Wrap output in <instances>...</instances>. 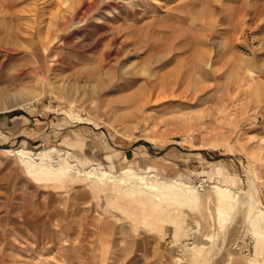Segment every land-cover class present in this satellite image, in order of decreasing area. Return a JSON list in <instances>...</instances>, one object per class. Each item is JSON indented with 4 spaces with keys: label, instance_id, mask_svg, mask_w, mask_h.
<instances>
[{
    "label": "rangeland",
    "instance_id": "374dc122",
    "mask_svg": "<svg viewBox=\"0 0 264 264\" xmlns=\"http://www.w3.org/2000/svg\"><path fill=\"white\" fill-rule=\"evenodd\" d=\"M80 1L0 0V264H264V0Z\"/></svg>",
    "mask_w": 264,
    "mask_h": 264
},
{
    "label": "bare ground",
    "instance_id": "6f19581e",
    "mask_svg": "<svg viewBox=\"0 0 264 264\" xmlns=\"http://www.w3.org/2000/svg\"><path fill=\"white\" fill-rule=\"evenodd\" d=\"M108 2L111 0H81L80 4H91L93 6L100 5L102 2ZM118 3H127L129 0H117ZM174 2V1H172ZM252 60V59H251ZM253 62V60H252ZM257 62V61H256ZM258 64V74L264 75V63ZM253 71L249 72L250 79L254 82L255 85H259V80L254 76ZM264 77V76H262ZM258 87V86H257ZM19 98L23 96L21 94L18 95ZM35 98H30L29 100H21L20 102L16 103L13 107H20V106H29L33 103ZM12 107H5L6 110L11 109ZM20 156L24 159L22 160L23 165L25 166L26 170L30 174V176L36 181H48L50 179L56 180L58 178H62L67 175L69 172H73L74 170L69 168V164L67 160H65L64 156L62 155V161L51 162V158L47 155L46 152L38 153L32 155L33 158H29L26 152L20 151L18 152ZM36 161H39L38 163ZM87 178H91V173H83ZM97 174V173H96ZM96 176V175H95ZM103 176V175H102ZM66 177V176H65ZM99 177V176H98ZM97 178V177H96ZM92 179V178H91ZM122 179V178H121ZM134 185L136 188H145L148 191L152 192L155 196L162 195L163 190L168 193H171L173 196H177L175 193L176 190H184L188 195H190V200L196 202V192L195 188H191L184 184H178L177 182L165 183L162 185L156 184V182L148 183L146 177L133 175ZM135 181L138 182L135 184ZM153 184V185H152ZM251 185V184H250ZM163 189V190H162ZM212 189L215 190L217 194V202H218V215L219 219L225 220L230 212L233 210L235 204L237 203L236 196L230 197L232 191L225 187H220L218 185H213ZM138 193V191H137ZM194 196V197H192ZM246 202L248 204L249 200L246 196ZM245 202V203H246ZM249 205V204H248ZM251 207L249 206V210ZM248 223L253 226V234L256 237L261 239L262 243V250H264V213L257 209L254 215L248 217ZM257 253V252H256Z\"/></svg>",
    "mask_w": 264,
    "mask_h": 264
}]
</instances>
